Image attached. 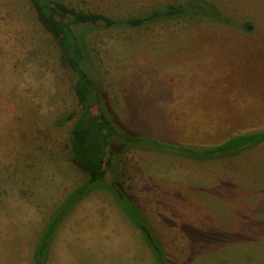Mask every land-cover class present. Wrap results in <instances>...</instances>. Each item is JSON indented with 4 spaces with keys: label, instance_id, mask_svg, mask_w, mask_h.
Masks as SVG:
<instances>
[{
    "label": "rangeland",
    "instance_id": "374dc122",
    "mask_svg": "<svg viewBox=\"0 0 264 264\" xmlns=\"http://www.w3.org/2000/svg\"><path fill=\"white\" fill-rule=\"evenodd\" d=\"M60 1L120 20L189 0ZM204 1L221 23L88 29V71L121 142L106 179L86 186L70 160L73 122L57 124L76 109V77L31 1L0 0V264H157L127 219L133 203L169 264H264V144L200 162L123 141L208 147L264 130V0Z\"/></svg>",
    "mask_w": 264,
    "mask_h": 264
},
{
    "label": "trees",
    "instance_id": "16d2710c",
    "mask_svg": "<svg viewBox=\"0 0 264 264\" xmlns=\"http://www.w3.org/2000/svg\"><path fill=\"white\" fill-rule=\"evenodd\" d=\"M35 10L37 20L51 34L60 51L62 64L75 75L73 92L77 106L66 116L57 120V124L73 122L69 141L71 163L87 176L88 185L104 181L111 172L115 160L116 144H120V132L114 120L107 114L101 100L98 88L89 74L88 53L85 34L90 27L113 29L117 27L140 28L163 19H173L179 16H190L202 19H213L221 23L222 17L216 6L204 0H189L182 4H169L155 8L141 16L128 19H112L101 14L76 10L60 0H30ZM219 15V17H218ZM128 143H143L164 149L167 152L181 154L197 161L224 159L237 156L247 150L264 144V130H256L236 134L218 145L208 147L180 146L163 143L146 137L123 136ZM112 186L115 187L114 184ZM86 188V187H85ZM82 189L64 205L47 226L42 240L41 251L50 244L53 233L64 217L68 208L85 197L86 189ZM122 190V189H121ZM125 201V193L121 191ZM120 192V193H121ZM118 203L119 196L114 194ZM130 201V200H129ZM122 203V202H121ZM123 204V203H122ZM128 221L141 232L157 264H169L163 247L159 244L155 234L138 214L136 205L125 204Z\"/></svg>",
    "mask_w": 264,
    "mask_h": 264
},
{
    "label": "water",
    "instance_id": "95a60500",
    "mask_svg": "<svg viewBox=\"0 0 264 264\" xmlns=\"http://www.w3.org/2000/svg\"><path fill=\"white\" fill-rule=\"evenodd\" d=\"M247 29L250 31L251 30V27L250 26H247Z\"/></svg>",
    "mask_w": 264,
    "mask_h": 264
}]
</instances>
